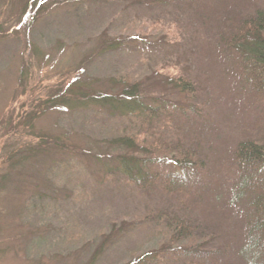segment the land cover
<instances>
[{
    "label": "rangeland",
    "instance_id": "1",
    "mask_svg": "<svg viewBox=\"0 0 264 264\" xmlns=\"http://www.w3.org/2000/svg\"><path fill=\"white\" fill-rule=\"evenodd\" d=\"M105 1H87L86 5L75 7L74 2L59 0H0V264H124L126 250L138 245L141 249L152 246L146 231H137L143 226L139 219L134 220V228L119 231L117 245L110 243L121 216L134 219L145 212V204L161 208L167 199H159V195L146 198L122 179L115 178L107 184L94 182L100 177L99 169L111 166L101 149H94L86 129L92 127L110 137L111 132L125 128L124 121L104 108L94 112L66 105L75 97L81 98L72 91L83 78L104 85L107 77L127 74L137 77L136 81L147 76L161 79L154 69L176 74L183 62L177 63V57L172 55L176 62L170 65L164 55L175 51L188 52L190 72L199 86L195 102L200 106L193 112L186 110L183 127L192 133L203 155L199 160L210 178L208 187L224 184L220 191L214 189V195L206 194L199 200L196 214L205 216L211 225L217 217L223 218L219 219L222 227L218 225L222 236L230 239L241 254L237 238L243 231L241 214L235 213L234 205H228V191L237 175L233 149L254 131L262 133L264 123L260 128L256 125L260 108L255 103L250 106V99L242 97L230 54L218 42L229 31V24L264 7V0ZM128 1L131 4L124 9L122 6ZM142 24L146 31L137 30L131 35L138 32L148 46L99 52L98 39L103 31L120 36V30L134 25L140 28ZM88 52L95 55L81 66L79 63ZM184 73L187 74L184 71L181 75ZM161 90L154 87L151 92L159 94ZM171 95L175 97V93ZM35 97L40 105L37 109V105L29 107ZM45 103L49 106L41 107ZM175 107L178 113L177 104ZM40 109L42 116H38ZM32 125L40 132L58 134L60 141L51 143L43 136L28 135L26 131L35 130ZM10 129L13 130L9 132ZM164 132L170 136L174 131ZM88 138L93 148L89 147ZM53 145L55 149L51 148ZM22 147L33 153L26 155ZM14 148L21 150L17 152L21 168H10L16 153L9 151ZM25 156L34 157L26 167ZM10 180L13 182L8 183ZM45 185L61 187L63 191L43 190ZM39 193L43 194L38 196ZM48 193L52 195L47 197ZM218 201L225 209L219 215L221 209L215 207ZM31 212L38 214L36 226ZM52 216L70 222V227L57 235ZM152 237L159 239L160 235ZM93 251L97 255L92 259ZM238 259H242L239 253L232 254L228 262L238 264Z\"/></svg>",
    "mask_w": 264,
    "mask_h": 264
},
{
    "label": "trees",
    "instance_id": "2",
    "mask_svg": "<svg viewBox=\"0 0 264 264\" xmlns=\"http://www.w3.org/2000/svg\"><path fill=\"white\" fill-rule=\"evenodd\" d=\"M87 1L98 2V0H59L60 3L74 2L75 7L86 5ZM128 2L122 6L124 9L131 4ZM176 6L180 7L177 3ZM255 10L246 18L229 24L228 28L225 26L229 31L225 35L223 33L218 43L223 51L228 50L227 53L230 54L233 61L232 69L237 76L242 97L250 99V106L255 103L260 108L256 124L260 128L264 123V7ZM137 30L146 31L145 25L142 24L140 28L134 25L125 31L120 30V36H113L107 31H103L100 36L97 33L99 52L129 51L140 44H143V47L148 46L149 43H143V37L138 32L134 36L131 35ZM161 40L164 44H168L167 40L163 38ZM93 55L95 54L92 52L84 54L79 64L82 66L91 62ZM164 55L170 60V65L182 61L183 65L179 72L186 71L187 74L181 75L179 72L166 74L154 69V73L161 79H151L147 76L142 81H136L137 77L133 74L129 77L131 74H127L125 77H107L104 85L83 78L76 84H79L77 89L72 91L83 100L74 96L75 99L66 105L70 109L79 110L84 107L94 112H100L104 108L106 112L124 121L125 128L116 129L109 134L110 137L104 136L102 131L93 130L92 127L86 129L87 137L89 135L95 144L94 149L100 148L104 160L111 166L99 169L100 177L94 181L95 184L100 182L107 184L115 178L122 179L127 185L142 192L146 198L159 195L161 197L159 199H167L161 208H152L145 204L143 206L145 212L139 213L134 219L121 216L120 225L118 228L115 227L116 235L110 244L117 245L121 237L119 231L131 226L134 228V220L139 219L138 222L143 226L137 231L145 230V236H148L146 239L148 238L147 241L151 242L152 246L141 249L142 246L138 245L134 250H126L122 259L125 260L124 264H233L228 262V258L236 253L242 256V259L237 260L238 264H264V130L256 134L254 131L251 136L240 140L233 149L237 175L228 191V205H234L235 213L241 214L243 231L237 237L241 243L240 254L233 242L222 236L223 232L220 230L222 222L219 219L223 218L217 217L216 223L212 222L211 225L206 221L205 216L196 214L200 210L199 200L202 201L206 194L214 195L216 193L214 189L220 191L224 184L208 187L210 178L203 162L199 160L203 155L197 149V142L194 141L192 133L188 134L183 127L182 119H185L188 113L186 110L193 112L200 106L195 102L196 95L199 94V86L195 76L190 72L188 52L185 51L183 54L176 51L166 52ZM172 55L177 57L175 62L171 59ZM162 66H165V63ZM166 84H169L168 88ZM154 87H161L159 94L151 92ZM171 93H175V97ZM37 99L36 97L31 99L30 108L37 105L35 108L37 109L40 106L37 104ZM54 99L55 97L49 101ZM175 104L178 106V113ZM47 106H49L47 103L41 105V107ZM40 111L38 116L44 114L41 109ZM21 117L22 115L18 119ZM23 124L29 123L23 121ZM30 127L35 130H25L28 135L43 136L51 140V143L56 139L60 141L58 134L46 130L40 132L34 125ZM11 130L13 129L9 132ZM165 130L174 132L168 136L165 135ZM191 131L195 132L193 129ZM88 139L89 147L93 148L90 138ZM51 148L55 149L54 145ZM14 149L9 151L16 153L14 165L11 163V156L8 158L12 164L10 168H21L17 153L20 149ZM25 150L23 149L22 152H26V155L33 153ZM32 160H34L33 156H25L23 162H27L24 167L31 164ZM11 182L13 180L8 181ZM48 188L63 191L61 187L49 185H45L43 190ZM41 194L43 193L37 195L41 196ZM49 195L52 194L48 193L47 197ZM57 201L59 202V198ZM215 207L221 209L218 215L224 213V204L221 201H218ZM30 214L36 226L38 214L35 212ZM52 219L56 224L57 235L70 227L71 223L68 221L60 220L55 216H52ZM110 224L112 225V222ZM46 230L49 228L46 227ZM152 234L160 235V238L152 239ZM143 244L144 242L141 243ZM138 252L142 253L138 254ZM92 253L93 259L97 251Z\"/></svg>",
    "mask_w": 264,
    "mask_h": 264
}]
</instances>
